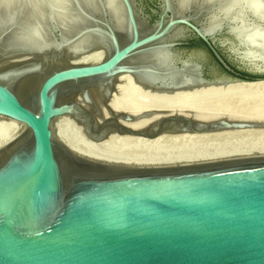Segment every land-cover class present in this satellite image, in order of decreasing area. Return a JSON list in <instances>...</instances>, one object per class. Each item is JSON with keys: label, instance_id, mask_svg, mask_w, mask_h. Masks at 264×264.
Returning <instances> with one entry per match:
<instances>
[{"label": "water", "instance_id": "obj_1", "mask_svg": "<svg viewBox=\"0 0 264 264\" xmlns=\"http://www.w3.org/2000/svg\"><path fill=\"white\" fill-rule=\"evenodd\" d=\"M24 1L0 27V116L22 124L0 148V264H264V152L108 160L70 148L52 126L68 115L94 142L264 128L168 109L144 111L160 116L134 126L135 113L110 104L123 75L164 91L264 80V71H237L221 54L217 43L230 42L226 31H209L213 5L157 0L150 25L136 0H114L117 14L109 0H59L55 11L41 0L35 18L49 42L12 47L11 36L26 28ZM189 36L226 73L208 76L198 58L183 56ZM88 37L92 45L83 43ZM95 50L105 52L101 61L74 63Z\"/></svg>", "mask_w": 264, "mask_h": 264}, {"label": "bare ground", "instance_id": "obj_2", "mask_svg": "<svg viewBox=\"0 0 264 264\" xmlns=\"http://www.w3.org/2000/svg\"><path fill=\"white\" fill-rule=\"evenodd\" d=\"M21 1L25 3L24 0H0V27L5 20L11 18L16 12L17 5L20 4ZM85 1L91 2L92 0ZM180 1L182 9H184L187 7L190 0ZM28 2L29 4H25V6L28 7V13L24 18L26 27L31 24H37L35 16L41 7V0H28ZM49 2L52 5L61 4L59 0H49ZM109 2L113 13H119L120 9L118 5L114 3V0H109ZM60 15L65 16L63 14ZM66 18L70 23H78L80 21L78 16L75 15H69ZM23 30L20 29V31H17L11 36L10 42L12 47L24 43L18 39ZM43 40L49 42L44 35ZM94 41L93 37H88L83 40V43L90 44L91 42L92 45ZM104 57V51L95 50L75 58L74 63L85 64L99 62ZM251 94L256 96L260 94L262 95L260 98L264 97V80L236 82L188 90L164 91L151 88L148 82H137L129 75H123L119 77L115 94H113L110 104L116 110L135 113L137 119L132 124L134 126H145L153 120H156L160 114L147 115L144 111L157 109L160 110L158 113H162L165 109L176 112L196 110L199 112L198 117L203 119H216L227 116L233 119L242 118L264 122V106L259 113H254V111H252L253 113H246L247 111L244 110H242L244 111L242 112L241 110L231 108L230 104V107H225V104L223 106L224 100L228 97L233 96L237 98L243 96L247 99L252 96ZM96 100L98 102L97 96ZM253 100H255V98ZM237 101L239 102V100ZM258 101L254 102L258 104ZM261 101L263 100L261 99ZM211 102L217 104L209 106ZM245 103V106H248L247 103H249V105L251 104L249 101ZM107 113V111H103L104 116H106ZM52 126L70 148L88 156L108 160L160 163L251 152H264V128L262 127L230 129L202 134L164 133L154 139L141 136L112 134L104 141L94 142L85 136L83 128L68 115L55 118ZM21 127L22 124L19 122L0 116V148L10 142L18 134Z\"/></svg>", "mask_w": 264, "mask_h": 264}, {"label": "clouds", "instance_id": "obj_3", "mask_svg": "<svg viewBox=\"0 0 264 264\" xmlns=\"http://www.w3.org/2000/svg\"><path fill=\"white\" fill-rule=\"evenodd\" d=\"M213 5L209 16L212 35L227 32L226 49L241 69L264 71V0H208ZM54 11L55 4L52 5ZM19 40L36 45L43 40L39 24L28 25Z\"/></svg>", "mask_w": 264, "mask_h": 264}, {"label": "rangeland", "instance_id": "obj_4", "mask_svg": "<svg viewBox=\"0 0 264 264\" xmlns=\"http://www.w3.org/2000/svg\"><path fill=\"white\" fill-rule=\"evenodd\" d=\"M136 4H137V10H138V12H139V14L141 15V16H145L146 18L147 17H149L150 16V14L146 11V5H147V2L145 1V0H136ZM157 19V18H156ZM153 22H155V21H153ZM190 55H194V57H196V58H198V60L200 61V62H202L204 65L205 64H208V65H211V70H212V72L215 74V75H219V76H221L222 75V73H220L219 72V69H220V67L216 64V62H215V59H214V57L212 56V54H211V52H210V50L204 45V44H200V45H198V46H196L195 47V49H193L192 51H191V54ZM254 96V97H252V96ZM250 96L252 97H248L247 99H248V101L249 102H251V106L249 105V103H247V105L248 106H245L246 105V103L245 102H248L247 101V99L245 98V97H233V96H231V97H228L227 99H225L224 100V103H223V106H224V104H225V107H228L229 106V104H230V106H231V108H233V109H236V110H244V111H247L246 113H251L252 111H254V113H259V112H261L262 111V107L264 106L263 104H264V97H262V98H260V96H262V95H260L259 94V96H256V95H253V94H251ZM258 95V94H257ZM256 96V97H255ZM234 98V99H233ZM240 98H242V99H240ZM249 98H251V99H249ZM255 98V100H253ZM256 98H258V99H256ZM259 98H260V100H259ZM236 99V100H235ZM245 99V100H244ZM261 99L263 100V101H261ZM237 100H239V102L237 101ZM241 100V101H240ZM243 100V101H242ZM259 100V101H258ZM228 101V102H227ZM254 101H258V104H257V102H254ZM231 102V103H230ZM261 102V103H260ZM234 103V104H233ZM253 103V104H252ZM255 103V104H254ZM210 104V103H209ZM208 104V105H209ZM215 104H217V103H213V102H211V104L209 105V106H211V105H215ZM228 104V105H227ZM239 107H238V106ZM255 105V106H254ZM229 106V107H230ZM224 107V108H225ZM245 107H249L248 109L247 108H245ZM251 107V108H250ZM260 107V108H259ZM223 108V109H224ZM237 108H239V109H237ZM244 108V109H243ZM256 110H257V112H256ZM244 111H242V112H244ZM253 113V112H252Z\"/></svg>", "mask_w": 264, "mask_h": 264}, {"label": "flooded vegetation", "instance_id": "obj_5", "mask_svg": "<svg viewBox=\"0 0 264 264\" xmlns=\"http://www.w3.org/2000/svg\"><path fill=\"white\" fill-rule=\"evenodd\" d=\"M145 1L147 2V5L145 7L146 11L150 14V16L147 17V19L149 21V24L152 25L154 23L153 21H155L156 18L158 17V10H159L158 9V1L157 0H145ZM185 41H187V44H184L183 46H180V51L182 52L183 56H185V57L191 56L190 55L191 51L193 49H195L196 46H198L200 44H204V43H202V41L200 39H198V38H196L194 36H189L188 38L185 39ZM217 47H218L219 51L221 52V54L224 56V58L227 60V62L229 64H231L237 71H239L237 69V65L238 64L235 63L234 60L230 57V55L226 51V48L222 47L219 43H217ZM214 59H215V57H214ZM215 62H216L217 65H219L217 63L216 59H215ZM205 66H206V74L208 76H211L212 75L211 65L205 64ZM219 72L222 73V74L226 73V71L223 68H221V67L219 69Z\"/></svg>", "mask_w": 264, "mask_h": 264}, {"label": "trees", "instance_id": "obj_6", "mask_svg": "<svg viewBox=\"0 0 264 264\" xmlns=\"http://www.w3.org/2000/svg\"><path fill=\"white\" fill-rule=\"evenodd\" d=\"M203 43V42H202Z\"/></svg>", "mask_w": 264, "mask_h": 264}]
</instances>
